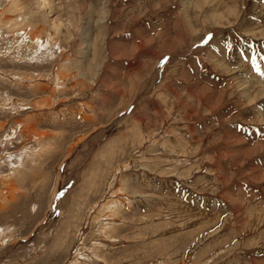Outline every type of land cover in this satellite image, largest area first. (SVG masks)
<instances>
[{"label":"rangeland","instance_id":"1","mask_svg":"<svg viewBox=\"0 0 264 264\" xmlns=\"http://www.w3.org/2000/svg\"><path fill=\"white\" fill-rule=\"evenodd\" d=\"M0 264H264V0H0Z\"/></svg>","mask_w":264,"mask_h":264}]
</instances>
